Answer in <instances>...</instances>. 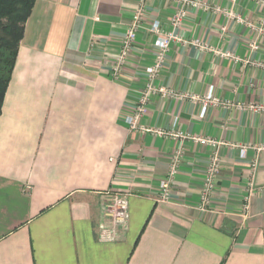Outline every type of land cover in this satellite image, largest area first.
I'll return each mask as SVG.
<instances>
[{"label": "crops", "instance_id": "crops-1", "mask_svg": "<svg viewBox=\"0 0 264 264\" xmlns=\"http://www.w3.org/2000/svg\"><path fill=\"white\" fill-rule=\"evenodd\" d=\"M202 1L222 11H190L175 31L190 43H171L158 83L199 95L213 86L230 105H210L203 117L200 102L154 97L143 123L264 146V111L239 107L264 103V33L226 13L259 26L264 0ZM138 6L35 0L0 115V264H264V149L242 157L222 145L212 203L201 210L212 150L126 122L158 53L150 26L157 19L172 29L173 3L148 0L131 59L114 79L112 63ZM179 147L171 201L161 202L160 182ZM118 194L129 217L114 240H101L99 225L112 226L105 206Z\"/></svg>", "mask_w": 264, "mask_h": 264}, {"label": "built area", "instance_id": "built-area-1", "mask_svg": "<svg viewBox=\"0 0 264 264\" xmlns=\"http://www.w3.org/2000/svg\"><path fill=\"white\" fill-rule=\"evenodd\" d=\"M146 0H139V6L134 12L132 19L129 23L126 34L122 38L121 48L116 55L113 63L111 73L114 79H121L126 65L129 63L133 47L135 45L137 32L143 26V16L146 14V7L144 6ZM180 6L177 8V14L172 17V23L174 28H179L182 25V20L180 19L179 12L185 16L192 9H204L210 10L212 7L207 2H201L200 0L190 1V0H179ZM237 1V0H233ZM264 3V1H263ZM215 11H222V8L216 7ZM227 15L236 20H240V23H247L241 16L235 14L233 11H226ZM179 17V18H178ZM251 28L255 29L254 25H250ZM151 32L157 34L156 45L158 47V53L156 55L153 64L145 67V84L143 88L138 91V100L133 107L132 114L126 117V122L129 128L133 131L141 133H151L156 136L165 138H181L182 140H190L202 145L208 146L211 150L210 162L208 164L204 184L201 192L200 209L206 210L212 203V196L216 189V181L221 173V157L219 154V148L222 145L227 146H237L240 149V154L245 157L249 148H255L257 152L264 149V146H254L252 144H233L230 142H224L217 138L211 136H198L185 134L181 131H169L163 128L151 127L143 123V118L148 113L149 104L154 97H161L163 99H191L193 102H200L202 104L201 115L204 117L206 115L207 109L210 105H218L220 103V98L215 95L213 86H210L206 94L199 95L193 93H185L174 90L173 88H168L162 86L158 83L161 71L164 66L166 55L170 50L171 43L178 41L180 43H187L186 40L180 34H176L175 31H163L160 32V22L153 21L150 26ZM264 31L263 29H260ZM253 47H256L254 43ZM224 57H233L234 55L230 52L222 53ZM234 58V57H233ZM239 107L243 108L246 106ZM250 110L257 108L255 103L248 105ZM259 109L264 110V104H262ZM171 162L169 166L168 173L166 177L160 182V196L159 201L170 202L173 190V185L175 183V178L179 173V169L184 158V149L182 147L176 148L171 153ZM252 170L258 169L259 158L256 157L252 162ZM252 184V183H251ZM105 215L111 217L112 226L109 227L104 223L99 225V236L101 240H114L117 235V228L124 226L129 217V202L126 196L116 195L114 201L110 205L105 206Z\"/></svg>", "mask_w": 264, "mask_h": 264}, {"label": "trees", "instance_id": "trees-1", "mask_svg": "<svg viewBox=\"0 0 264 264\" xmlns=\"http://www.w3.org/2000/svg\"><path fill=\"white\" fill-rule=\"evenodd\" d=\"M35 0H0V115Z\"/></svg>", "mask_w": 264, "mask_h": 264}, {"label": "rangeland", "instance_id": "rangeland-1", "mask_svg": "<svg viewBox=\"0 0 264 264\" xmlns=\"http://www.w3.org/2000/svg\"><path fill=\"white\" fill-rule=\"evenodd\" d=\"M169 1H171L172 3H173V16L175 15V14H177V8H179V6H180V1L179 0H169ZM191 1V0H190ZM192 1H194L195 2V0H192ZM201 2H203L202 0H200ZM147 2H148V0H146L145 1V4H144V6L147 8ZM216 7H212V9H215ZM201 10H204V9H197L196 10V12H198V11H201ZM191 11V10H190ZM190 11H189V13H190ZM146 12H147V9H146ZM189 13H187V15H183V13L181 14L180 12H179V14H180V18H179V20L180 19H183L182 20V25H181V27H179V28H174V25H173V23H172V21H171V25H172V31H177V29L178 30H182L183 28H184V25H185V21H186V19H187V17H188V15H189ZM146 19V14L143 16V23H144V20ZM154 21H158V22H160L159 20H154ZM239 23H240V20H237ZM246 21V20H245ZM247 22V24L250 26L251 24L252 25H254L252 22H248V21H246ZM255 26V25H254ZM256 27V29H258L261 33H264V31H261L260 29H263L264 28V24H261V25H259V26H255ZM222 30L225 32L226 30H227V28L226 27H223L222 28ZM164 30H163V28H162V26H161V22H160V32H163ZM153 34H155V36H156V40H157V34L156 33H154V32H152ZM184 39V38H183ZM185 40V39H184ZM187 41V40H186ZM176 42H178V41H176ZM183 43V42H182ZM186 43V42H185ZM187 43H190V42H188L187 41ZM195 43H200V42H195ZM254 45L257 47V43H255L254 42ZM204 48H207L208 46L207 45H202ZM255 47V48H256ZM213 51H215L216 53H218L219 55H221V57H224L223 55H222V53H224L222 50H217V49H212ZM234 57V59H237L236 58V56H233ZM233 57H226V58H233ZM225 58V57H224ZM259 65H263L264 66V64H259ZM262 104H264V103H262ZM261 103L260 104H256L255 103V106L257 107V108H255V109H253V111H256V112H263L264 110H261V109H259V107L262 105ZM226 105H230V104H228V103H226L225 101H223L221 98H220V103L218 104V105H216V106H226ZM243 109H249V107H248V105L246 106V107H243ZM250 110V109H249Z\"/></svg>", "mask_w": 264, "mask_h": 264}]
</instances>
